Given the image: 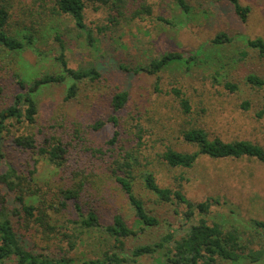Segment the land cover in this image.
Listing matches in <instances>:
<instances>
[{
  "label": "trees",
  "instance_id": "1",
  "mask_svg": "<svg viewBox=\"0 0 264 264\" xmlns=\"http://www.w3.org/2000/svg\"><path fill=\"white\" fill-rule=\"evenodd\" d=\"M87 1L95 9L107 8L112 25L154 14L147 0H0V167L3 166L0 171V264H129L155 255L160 259L154 264L264 262V221L251 217L242 224L226 225L211 219L213 206L227 204L226 200L221 201V196L210 195L195 201L184 191L183 181L188 180L185 176L175 177V186H163L154 171L146 169L150 161L145 156L146 164L142 162L145 130L140 115L138 111L123 113L130 99L128 90L116 88L107 95L110 111L105 118L85 122L61 110L47 124L39 126L38 94L42 89L68 83L64 102L69 104L79 98L84 84L96 83L102 78L95 64L69 66L62 37L67 33L57 27L64 18L70 17L78 37L85 33L93 44V30L85 22ZM173 1L184 13L191 12L188 0ZM225 1L243 22L248 20L252 12L250 5L241 0ZM158 19L171 23L163 16ZM106 29L99 27L101 32ZM50 31L60 43L56 60L62 72L45 71L27 77L24 53L33 50L41 54L37 41L45 32L50 35ZM233 41L234 37L227 32H219L212 40V52L219 57L222 47ZM246 46L264 58L263 37L248 38ZM250 51H241L239 60L245 59ZM198 55L185 57L178 50L168 51L136 69L122 68L159 76L174 63L190 68L194 61H199ZM245 78L252 86L264 88V77L259 74L249 73ZM225 87L232 92L238 90V85L230 81ZM171 92L179 99L183 113L190 114L192 107L185 93L176 87ZM242 106L248 109L249 102L245 101ZM108 124L112 135L103 145L92 146L89 134ZM179 132L187 148L170 144L158 153L160 163L170 169L192 168L201 156L249 157L264 163V147L251 140L211 138L198 123L187 126L184 123ZM189 146L195 150L191 151ZM11 148L29 155L25 168L7 159ZM39 157L60 173L59 180L39 179ZM72 160L76 166L71 169ZM138 179L158 204L173 210L178 223L175 228L173 223H168V231L158 239L131 248L129 240L162 223L148 201L136 191ZM117 191L122 192L134 209V226L114 204ZM98 236L102 238L100 241L108 243L105 250L90 258L72 254L78 245Z\"/></svg>",
  "mask_w": 264,
  "mask_h": 264
},
{
  "label": "rangeland",
  "instance_id": "2",
  "mask_svg": "<svg viewBox=\"0 0 264 264\" xmlns=\"http://www.w3.org/2000/svg\"><path fill=\"white\" fill-rule=\"evenodd\" d=\"M147 1L153 6L152 16L123 20L119 25H112L108 20L107 8L99 6L95 9L87 1L85 22L93 30V44L89 43L85 33L78 37L73 19L68 17L60 22L57 27L67 33L62 37L69 66L77 68L95 64L102 78L96 83L84 84L79 98L69 104L64 102L68 83L42 89L38 94L39 126L47 124L54 113L61 110L71 116L77 115L85 122L105 118L110 111L107 95L116 88L128 90L130 99L123 113L138 111L145 130L142 162L146 164L144 157L147 156L150 162L146 169L154 171L161 185L175 186V177L183 175L188 178L183 181V187L189 198L201 201L210 195H219L222 202L227 201V204L213 206L211 219L226 225L242 224L251 217L264 221L263 162L249 157L212 159L201 156L192 168L170 169L160 163L158 157V153L170 144L180 149L187 148L179 135L180 126L184 123L186 126L198 123L205 127L211 138L218 136L226 141L247 139L264 147V88L252 86L245 78L249 73L264 77V58L246 46L248 38H264V0H241L252 7L245 22L225 0H188L192 6L190 13L178 9L173 0ZM159 16L166 17L171 23L160 21ZM103 26L107 29L101 32L99 27ZM222 31L233 36L234 41L223 46L218 57L212 52V40ZM50 32V35L45 32L37 41L41 54L33 50L24 53L27 77L45 71L62 72L56 60L60 43ZM175 50L185 57L199 54V61H194L190 68L174 63L159 76L122 68L136 69L163 53ZM243 50L250 53L239 60ZM227 81L236 83L238 90L232 92L227 89ZM175 87L190 99V114L183 113L179 99L171 92ZM245 101L249 102L248 109L242 106ZM187 121L190 123L186 124ZM111 135L112 128L108 124L88 137L92 146H101ZM188 148L195 150V147ZM7 159L19 168H25L30 157L17 148H11ZM75 166L72 160L71 169ZM37 176L43 181L59 180L60 173L39 157ZM135 188L162 223L158 228L149 229L138 238L129 240L128 247L131 248L158 239L168 231V223H173L174 228L178 223L173 210L158 204L155 196L140 185L139 179ZM114 204L134 226V209L121 191L117 193ZM101 239L99 236L87 239L72 254L84 258L96 256L107 248L108 243ZM159 259L158 255L148 256L129 264H154Z\"/></svg>",
  "mask_w": 264,
  "mask_h": 264
}]
</instances>
